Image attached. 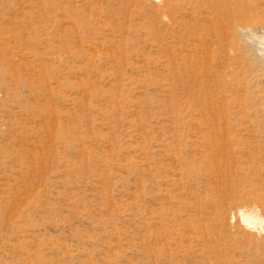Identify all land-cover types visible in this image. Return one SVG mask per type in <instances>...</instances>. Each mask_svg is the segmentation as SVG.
<instances>
[{
    "label": "rangeland",
    "instance_id": "1",
    "mask_svg": "<svg viewBox=\"0 0 264 264\" xmlns=\"http://www.w3.org/2000/svg\"><path fill=\"white\" fill-rule=\"evenodd\" d=\"M167 1L0 0V264H264V61Z\"/></svg>",
    "mask_w": 264,
    "mask_h": 264
},
{
    "label": "bare ground",
    "instance_id": "2",
    "mask_svg": "<svg viewBox=\"0 0 264 264\" xmlns=\"http://www.w3.org/2000/svg\"><path fill=\"white\" fill-rule=\"evenodd\" d=\"M197 1H198V3L201 2L200 3L201 6L205 5V7H206L207 3L210 5L214 14H216L214 16H217L218 20L220 19V23L222 24L223 30L229 26L228 25L229 23L236 21L235 24L232 23V25H230L232 30L240 33L242 39L248 43V46L252 49L253 53L257 56V58H260L261 60L264 61V47H262V48L260 47L261 46V39L264 41V27L262 25H260L259 23H257L256 21H253L254 19L259 18V21L264 22L263 13L261 11H259L257 9H253V10L251 9L250 10L248 8L249 6H247V7L241 6V5H239V1L232 3V5L230 4V0H197ZM184 3H186V4L191 3V0H169L165 3V10L168 12V16H169L170 21L173 22V20H174L173 12L175 10L179 9L180 7H184ZM191 8H193V7H191ZM247 21L250 22L249 29L246 28L247 27V25H246ZM246 29H248L250 31L251 30L256 31V33L254 32L253 34L259 35L258 36V44H254L255 41L253 43L248 42L249 32L247 31L248 34H246V32H245ZM257 31H260L261 33L257 34L258 33ZM239 216H240L241 220L247 226L253 227V228L257 227L258 223H261V221H262V216H261V214L258 211L256 206L250 207L247 209L246 208H240L239 209Z\"/></svg>",
    "mask_w": 264,
    "mask_h": 264
}]
</instances>
